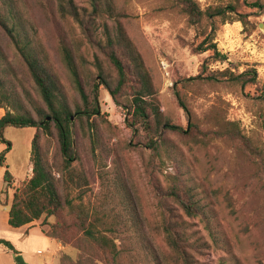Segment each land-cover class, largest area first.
Masks as SVG:
<instances>
[{
    "label": "rangeland",
    "instance_id": "1",
    "mask_svg": "<svg viewBox=\"0 0 264 264\" xmlns=\"http://www.w3.org/2000/svg\"><path fill=\"white\" fill-rule=\"evenodd\" d=\"M7 1L13 4L16 21L21 20L20 27L29 33L35 49L42 52V58L61 83L66 100L75 108L82 99L62 63L61 38L69 42L78 56L85 57L90 70L83 73L96 76L95 57H100L105 67L106 60L71 17L60 15L58 6L63 0ZM74 1L79 8H86L85 16H89L92 12L89 2ZM174 1L110 0L111 5H104L102 15L95 18V32L106 41L109 34H115L118 22L123 23L152 75L163 120L182 130H162L157 140L165 136L168 143L155 155L146 146L147 131H140V135L133 133L127 125V108L118 105L105 86H101L100 113L89 121L73 116L77 153L71 165L67 169L64 166L55 130L52 134L41 133L42 158L63 197L69 195L76 203L116 218V242L131 258L129 264H154V256L163 259L169 255L162 230L165 214L155 185L168 188L176 175L190 180L199 204L204 207L200 216L183 215L192 237L211 245L202 258L203 264H220L223 260L226 264H264V27H261L264 0H260L261 7L239 3L240 12L247 14L246 26L241 21L223 22L219 17L211 24L205 16L198 27L189 23L188 15ZM196 1L205 11L213 6H226L233 0ZM212 28L213 36L208 37ZM206 37L203 47L216 43L227 59L214 57V50L199 48ZM0 49L3 53L0 67L10 63L14 67L7 83L14 85L21 97L19 101L12 98L6 102L0 108V118L7 109L17 113L30 111L36 117L34 105L46 107L45 102L1 25ZM253 68L258 71L256 85L230 79V71L237 75ZM215 118L236 123L253 150H244L232 140L216 137ZM191 123L198 126L195 134L188 133ZM36 129L8 125L4 140L0 135V155L5 154L4 166L0 167V192L6 186V170L15 177L9 202L13 192L33 174L31 151ZM3 212L8 209L0 200V213ZM209 219L218 227L217 235L222 239L218 245L212 240L211 233L215 231L210 232L207 227ZM37 221L49 229L43 218ZM48 221L55 222L56 217ZM36 232L37 236L28 240L24 229L12 233L0 231V237H10L26 262L39 248L48 246L40 230ZM63 254L76 259L78 250L64 246L56 264ZM0 264H17L13 251L3 244Z\"/></svg>",
    "mask_w": 264,
    "mask_h": 264
},
{
    "label": "trees",
    "instance_id": "2",
    "mask_svg": "<svg viewBox=\"0 0 264 264\" xmlns=\"http://www.w3.org/2000/svg\"><path fill=\"white\" fill-rule=\"evenodd\" d=\"M87 1L92 8L89 16H85L87 9L79 8L74 0H63L58 6L60 15L63 18L71 17L78 24L88 42L97 48L98 54L103 56L108 64L105 67L100 57L97 56L94 63L98 74L93 76L91 73H83L82 71L90 70L85 57L78 56L69 42L61 38L62 63L82 99L75 108L66 100L62 85L42 58L40 54L42 52L35 49L29 33L20 27L23 25L21 20L16 21L13 4L7 0L3 3L0 1V25L17 50L27 68L29 77L46 105V107L34 105L36 117L30 111L17 113L7 109L0 118V135L3 140L4 130L8 125L37 128L31 151L32 176L13 192L12 201L9 202L8 196L15 177L7 169L4 175L6 186L0 192V200L3 205L10 206L9 224L11 226L21 227L43 218L44 225L49 227V229L45 228V234L59 240L64 246L70 245L78 250L76 259L69 254H63L58 264H129L132 261L131 258L122 252L116 242V218L109 217L106 212L93 210L84 203H76L69 195L62 196L57 180L42 158L39 143L41 133L52 134L55 130L64 156V166L67 169L77 153L74 139L76 124L72 121L73 116L77 115L76 120L85 118L89 121L100 113L101 86H105L118 105L127 108V125L133 133L140 135V131H147L146 146L151 148L155 155L160 153V148L164 143L165 145L168 143V138L165 136L157 140L162 130L178 132L182 129L170 121L163 120L164 116L157 103V90L152 75L141 52L128 36L123 23L118 22L115 34H109L106 41L99 39L96 35L95 18L102 15L104 5L106 7L111 5L110 0ZM174 3L188 15L189 23L195 27L203 24L205 16L211 24H214V18L219 17L223 18V22L241 21L246 26L248 24L247 14L240 12L239 3L247 6H262L260 0H233L226 6H213L203 11L196 0H175ZM231 14H235L236 18L231 17ZM11 20L14 22L11 23ZM212 30L208 37L211 34L213 36L215 29L212 28ZM208 37L201 42L199 48L203 51L214 50V57L227 59L223 53L218 51L216 43L203 47ZM1 60H3V53L0 49ZM13 69L11 63L0 67V108L5 107L6 102L12 98L14 100L18 98V101L21 98L14 85L7 83L9 77L14 74ZM230 76L231 80L243 85L258 84L256 68L237 75L230 71ZM87 84L89 87H86ZM262 94L264 96V84ZM182 106L187 110L185 104L182 103ZM215 125L216 129L213 133L216 137L232 140L244 150H253L250 140L241 133L236 123L215 118ZM189 126L188 133L195 134L198 129L197 124L191 123ZM4 159L5 154L0 155V167L4 166ZM195 189L190 180L182 175L173 177L168 188L155 185L164 209L162 230L170 252L169 255L163 256V259L154 256V264H203L202 258L211 245L199 237L193 238L188 230L187 221L183 219L184 214L188 216L204 214L202 212L204 207L202 208L199 204ZM4 195L7 196V201L4 200ZM52 216L56 217L55 222L48 221V218ZM207 227L210 232L215 231L211 233L212 240L218 245L222 241L219 233V236L217 235L218 227H214L210 219ZM0 244L13 251L17 264H28L10 240L0 238ZM220 264H226V262L223 260Z\"/></svg>",
    "mask_w": 264,
    "mask_h": 264
},
{
    "label": "crops",
    "instance_id": "3",
    "mask_svg": "<svg viewBox=\"0 0 264 264\" xmlns=\"http://www.w3.org/2000/svg\"><path fill=\"white\" fill-rule=\"evenodd\" d=\"M2 203V202H1ZM5 208L8 209V212L0 213V231H4L7 233H12L16 230H23L25 231L28 239H33L37 236L36 230L39 229L41 234L48 240V246L43 249L39 248L36 251L35 256H32L28 258L26 261L28 264H56V260L58 257V254L63 250L64 246L63 244L53 238L45 234L44 230L45 227L41 226L38 221H33L29 224L23 225L21 227H13L9 224V205H4ZM3 239L10 240V237H0ZM1 245V244H0ZM43 255H46L45 257H42Z\"/></svg>",
    "mask_w": 264,
    "mask_h": 264
},
{
    "label": "water",
    "instance_id": "4",
    "mask_svg": "<svg viewBox=\"0 0 264 264\" xmlns=\"http://www.w3.org/2000/svg\"><path fill=\"white\" fill-rule=\"evenodd\" d=\"M261 27H264L263 25ZM48 119H50V117H48Z\"/></svg>",
    "mask_w": 264,
    "mask_h": 264
}]
</instances>
